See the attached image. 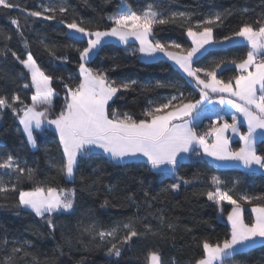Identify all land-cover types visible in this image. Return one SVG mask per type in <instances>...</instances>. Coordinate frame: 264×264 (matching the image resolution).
<instances>
[{
    "label": "trees",
    "instance_id": "1",
    "mask_svg": "<svg viewBox=\"0 0 264 264\" xmlns=\"http://www.w3.org/2000/svg\"><path fill=\"white\" fill-rule=\"evenodd\" d=\"M14 2L19 8L0 9V95L10 98L18 94L25 103H31L34 88H23V84H30V77L20 76L23 66L12 56V52H16L24 59L31 51L41 69L54 77L52 86L57 95L53 99L51 117L60 111L65 95L63 83L56 77H63L64 81L73 85L78 83L80 61L77 49L87 46L85 38H70L72 34L59 23L60 19L71 22L75 18L83 21L86 28L104 31L112 26L108 17L117 13L122 4L130 5L137 12L152 5L164 17L183 12L190 17L189 23L221 13L222 22L212 25L215 40L231 35L243 23L254 26H258V22L264 23V0ZM48 6L65 7L68 12L63 17L57 14L55 21L27 15L29 11H43ZM13 18L19 21L23 38L11 24ZM187 26L182 18H177L174 23L156 25L151 38L162 43L174 41L189 49L191 42L186 35ZM9 36L11 39H8ZM44 44L57 56H66L68 61L54 59L45 50ZM248 50L243 42L209 48L195 59L193 67L211 70L220 63L218 78L227 81L239 74L230 61L239 62L246 58ZM88 67L104 70L110 80L136 81L131 90L118 93V98L114 97L109 102L112 109L121 114L127 112L134 119L144 118L142 113L145 109L166 103L172 96L181 93L185 103L200 98L199 88L193 79L166 59L142 60L137 44L133 42L122 45L114 40L105 41L99 55L91 59ZM201 76L203 78V74ZM69 77L73 80L69 81ZM231 113L228 109L216 108L214 115L205 114L194 120L197 131L207 130L213 121L222 122L218 119L222 115L231 122ZM241 129L245 130V127L241 125ZM34 134L37 137L36 147L31 148L18 118L9 109L0 110V158L12 155L20 160L22 166L35 170L32 179L20 177L18 180L15 173L4 174L5 170L0 169V179L17 184V191L0 194V264H6V260L7 264H146L149 251H158L162 264H195L203 254V240L216 242L230 238L227 215L232 205L227 201L218 205L208 200L207 193L215 190L212 177L221 181L222 189H233L230 194L236 199L241 194L261 197L253 200L252 204L241 202L246 222L253 221L251 207L264 204V173H251L231 166L216 167L196 152L180 161L175 173H172L155 171L143 160L113 162L95 151L80 160L75 178L68 179L58 171L64 157L56 133L44 130ZM231 146L237 149L240 145L234 140ZM256 146L264 152V139L259 140ZM53 164L56 166H51ZM177 176L191 183H181L178 190L169 189L170 184L177 182ZM41 185L76 190L74 209L54 213L50 217L54 227H50L49 217H38L18 205L19 190L28 191ZM129 222L140 236L134 237L128 244L118 243L125 235L122 227L115 238L101 241L95 235L96 231L111 230ZM146 225L150 226V231L145 228ZM111 243H118L121 248L119 257L109 254ZM21 246L29 255L13 251ZM227 264H264V243L237 251Z\"/></svg>",
    "mask_w": 264,
    "mask_h": 264
},
{
    "label": "snow or ice",
    "instance_id": "2",
    "mask_svg": "<svg viewBox=\"0 0 264 264\" xmlns=\"http://www.w3.org/2000/svg\"><path fill=\"white\" fill-rule=\"evenodd\" d=\"M13 8H19L14 0H0V9ZM67 12L68 9L65 7L48 6L44 7L43 11H29L27 15L55 21L57 14L63 17ZM177 18L184 19L189 25L186 27V35L192 42V47L189 49L174 41L162 43L151 38L156 25L174 23ZM108 19L112 26L104 31L86 28L83 26V21H77L75 18L71 22L65 19L59 20V23L72 34L70 38H76L77 34L80 38H87V46L77 49L80 61L79 82L73 85L64 81L63 77H56L63 83L65 95L60 111L51 118L50 113L54 109L53 98L57 95L52 86L54 77L41 69L31 51L27 52L24 59H21L16 52H12V56L23 66L24 71L20 76L30 77V84H23V88L31 87L35 91L31 96L30 104L25 103L18 94H13L10 98L0 95V110L9 109L18 118L22 131L33 148L36 147L37 140L34 133L37 130L44 131L45 126L54 127L64 157V162L58 166V171L69 179L75 178L80 160L91 155L94 149H100L116 161H123L129 157H143L152 169L161 172L175 173L180 160L184 158L182 154L193 152L199 154L198 149L215 160L236 161L248 169H253L255 166L264 170V152H260L256 146L258 139H264V133L258 136L256 132L257 129L264 130V23L258 22V26L243 23L231 35L215 40L212 25L222 22L221 13L189 23L190 17L183 12L164 17L157 13L152 5L137 12L132 10L130 5L122 4L120 10L110 15ZM10 22L23 38L19 21L13 18ZM106 37L116 38L124 44H128L130 39L138 41V51L146 56L154 57L157 54L166 56L195 81L200 98L185 103L183 93L172 96L166 103L145 109L142 119H134L127 112L118 113L111 108L109 102L113 101L114 97L118 98V93L131 90L136 81L110 80L104 70L88 67L91 59L99 55ZM236 38L246 42L249 48L246 58L239 62L230 61L239 70L238 75L227 81L219 79L217 70L221 69L220 63L211 70L193 67L198 54L202 55V50L207 51L206 46L223 45ZM8 39L11 37L9 36ZM27 47L25 41V48ZM44 48L54 59L68 61L66 56H57L47 44H44ZM68 80H73V77H69ZM212 94L218 96L219 104H228L236 109L247 123V133L240 131L238 125L241 124V120L237 115H231L230 123L227 119L218 117L219 120H223L218 126L217 122L213 121L207 130L197 131L193 114L199 105L211 98ZM229 131L238 135L242 142L238 150L230 148V138L227 135ZM0 169L5 170L4 174L15 173L18 180L20 177L32 179L35 175L34 169L22 166L20 160L12 155L0 158ZM176 180L177 182L168 186L169 189L178 190L181 183H191L190 180L179 176ZM211 183L215 190L207 193L208 200L218 205L222 201H227L232 205V210L227 216L230 238L216 242L203 240L201 243L203 254L195 264H227V260L241 248L251 246L257 241L264 243V204L251 207L254 220L250 223L244 219V208L241 204V202L252 204L253 200L261 197L241 194L239 199H236L230 194L233 189H222L221 181L217 177H212ZM9 191H17V184L0 179V194ZM75 196L74 188L41 185L28 191L19 190L18 205L38 217H49L48 223L50 227H54L50 219L52 214L72 211L75 206ZM121 227L125 235L120 238L119 244H128L134 237L140 236L131 222L111 230L96 231L95 235L101 241L109 237L115 238ZM145 228L151 230L148 225ZM4 243L6 244L7 241ZM118 243H111V247L108 248L110 255L116 257L121 255ZM13 251L23 252L25 256L29 255L24 252L23 246L16 247ZM146 264H162L160 253L149 251Z\"/></svg>",
    "mask_w": 264,
    "mask_h": 264
},
{
    "label": "crops",
    "instance_id": "3",
    "mask_svg": "<svg viewBox=\"0 0 264 264\" xmlns=\"http://www.w3.org/2000/svg\"><path fill=\"white\" fill-rule=\"evenodd\" d=\"M76 37H78L79 38V35L77 34V36ZM189 38V37H188ZM86 40H87V38H85ZM116 41V42H118V43H120V44H122V45H124V43H122V42H120L118 39H116V38H113V39H110V37L108 38V37H106L105 39H104V42L105 41ZM189 40H190V42H191V39L189 38ZM103 42V43H104ZM130 42H133V43H136L137 44V49H139V42L138 41H135V40H132V39H130L129 40V43ZM235 42H241V39L240 38H236V39H234L232 42H230V43H225V44H223V45H209V46H206V48L207 49H209V48H213V47H224L225 45H229V44H235ZM191 47H192V42H191ZM171 51V50H170ZM202 52H204L203 50H202ZM139 55H140V57H141V59L142 60H145V61H147V60H158V58H161V59H166V60H168V61H170L172 64H173V66L174 67H176L177 69H179V70H182V69H180V67L178 66V65H176L173 61H171V60H169L166 56H163L162 54H157L156 56H154V57H152V56H146V55H144V54H142V53H140L139 52ZM200 54H198V56H199ZM183 71V70H182ZM186 76H187V74L186 73H184ZM188 77V76H187ZM188 78H190V79H192L191 77H188ZM233 83H234V81H233ZM34 91H35V89H34ZM225 95H227V94H225ZM54 99V98H53ZM215 99H218V96H216L215 94H212L211 95V98L209 99V100H205L201 105H199V107H198V109H197V111L196 112H194V114H193V117H194V120H198L199 118H201V117H203V115H205V113H206V110L209 108V106L211 105V104H214V106L217 108H220V107H222V106H224L225 108H224V110H230V109H235V108H233L231 105H228V104H224V105H221V104H219V103H216V102H213V101H215ZM223 108V107H222ZM235 111V110H234ZM236 112V111H235ZM237 113V112H236ZM240 118H241V120H243V117H241V116H239ZM240 127H241V125H240ZM21 128H22V126H21ZM45 130H51V131H54V128H49L48 126H45ZM38 132H39V130H37ZM242 133H247V131H246V129L245 130H240ZM55 132V131H54ZM256 132H257V135L259 136V134H261V133H264V130H262V129H257L256 130ZM56 133V132H55ZM56 135H57V137H58V134L56 133ZM227 135L229 136V138H230V148L232 149V150H238L241 146H242V142L239 140V136L238 135H235V134H233V133H231V131H229L228 133H227ZM26 137V136H25ZM58 139H59V137H58ZM26 140H27V138H26ZM234 140H237L238 142H239V148H237V149H234L232 146H231V143H232V141H234ZM259 140H261V139H258V141ZM257 141V142H258ZM27 143H29L28 141H27ZM30 144V143H29ZM30 146H31V148H33L32 147V145L30 144ZM95 151H98V152H100V153H102V154H104L106 157H108V158H110L113 162H129V161H140V160H143V161H146V159L145 158H143V157H129V158H125L123 161H116V160H113L111 157H109L107 154H105V153H103L100 149H94L93 150V152H95ZM198 151H199V154L203 157V158H205L206 160L208 159L213 165H215L216 167H229V166H231V167H237V168H243V169H245V171L247 170V172L249 171V172H254V171H258V172H261V173H264V170H261V169H259V168H257V167H253V169H248V168H245L241 163H239V162H236V161H219V160H215L214 158H212V157H209V156H207V155H204L203 154V152H202V150L201 149H198ZM191 154V153H190ZM190 154H182V155H184V158L182 159V160H180V161H183V160H185V159H187L189 156H190ZM151 167V166H150ZM153 170H155V171H159V170H156V169H153ZM159 172H161V171H159ZM69 179V178H68ZM68 189H71V188H68ZM231 210H232V207H231ZM230 210V211H231ZM229 211V212H230ZM250 211H251V209H250ZM228 212V213H229ZM252 215H253V220H254V214L252 213ZM228 216V215H227ZM227 224H229L228 223V221H227ZM229 226H230V224H229ZM257 244H260V242L259 241H257L255 244H253V245H251V246H248V247H244V248H241L239 251H242V250H244V249H247V248H251V247H255V245H257Z\"/></svg>",
    "mask_w": 264,
    "mask_h": 264
},
{
    "label": "rangeland",
    "instance_id": "4",
    "mask_svg": "<svg viewBox=\"0 0 264 264\" xmlns=\"http://www.w3.org/2000/svg\"><path fill=\"white\" fill-rule=\"evenodd\" d=\"M109 38V37H108ZM110 39H113L112 37H110ZM109 41V40H108ZM111 41V40H110ZM241 42H243V43H246V42H244L242 39H241ZM157 60V59H156ZM184 73V72H183ZM217 100L218 99H215V101H213V102H216V103H218L217 102ZM224 105V104H223ZM223 107V108H222ZM222 107H220V109H224L225 107L224 106H222ZM218 108V107H217ZM236 111V109H230L229 111L230 112H232L230 115H237L238 116V119H240L241 120V118L239 117V116H241L239 113H236L235 111ZM215 111H216V107L214 106V104H211L210 106H209V108L206 110V113L205 114H208V115H214L215 114ZM51 114V113H50ZM225 114V113H224ZM220 115H221V113H220ZM226 115V114H225ZM203 116H205V115H203ZM222 117L224 118V116L222 115ZM242 117V116H241ZM50 118H51V115H50ZM223 122V121H222ZM222 122H220V123H222ZM220 123H217V126L220 124ZM230 123V122H229ZM240 125H243L244 127H245V129H246V131L248 130V127H247V123L246 122H244L243 120H241V124ZM240 125H238V127L240 128V130H242L241 129V127H240ZM49 127V126H48ZM50 128V127H49ZM51 128H54V127H51ZM260 130V129H259ZM234 167V166H233ZM243 169V168H242ZM245 170V169H244ZM247 171V170H246ZM249 172V171H248ZM254 172H258V171H254ZM258 173H261V172H258Z\"/></svg>",
    "mask_w": 264,
    "mask_h": 264
}]
</instances>
